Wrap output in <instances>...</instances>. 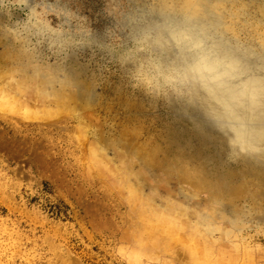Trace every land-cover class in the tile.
Returning a JSON list of instances; mask_svg holds the SVG:
<instances>
[{
	"label": "rangeland",
	"instance_id": "rangeland-1",
	"mask_svg": "<svg viewBox=\"0 0 264 264\" xmlns=\"http://www.w3.org/2000/svg\"><path fill=\"white\" fill-rule=\"evenodd\" d=\"M163 1L0 0V264H264V143H235L139 34ZM186 1L161 29L182 28ZM215 10L206 36L260 59L264 0ZM184 47L189 68L217 60Z\"/></svg>",
	"mask_w": 264,
	"mask_h": 264
},
{
	"label": "bare ground",
	"instance_id": "bare-ground-1",
	"mask_svg": "<svg viewBox=\"0 0 264 264\" xmlns=\"http://www.w3.org/2000/svg\"><path fill=\"white\" fill-rule=\"evenodd\" d=\"M221 1L222 0L186 1V5H184L185 19H178L172 22V27L178 28L183 25L182 28H179L176 32H168L165 29H161V25L159 26L157 24V20L165 19V14L167 13L168 2L164 0L159 10L153 11V15H156V19L152 18L154 23L147 25L141 33L139 31L137 32L143 36L145 34H151L154 47L161 51H165H162L163 59H172L173 63L176 64L170 72L171 77L190 82L197 89L200 98L205 102L207 109L214 114L213 116L222 119L223 122L227 123L234 131L235 143H241L248 147V143L241 142V137L239 136L243 135L248 142H253L255 145L249 147H257L259 142L264 143V95L257 96L255 93L256 95L254 96L256 99L253 100L246 94L248 97L243 98L241 104L237 106L230 103L232 100L228 102L219 96L217 97V95L224 94L225 91L223 88L224 85L226 86V82L234 83L235 86L239 84L246 85L249 89H254V86L259 84L261 86L259 89L264 93V55L261 57L259 56L260 59L257 60L256 57L252 58L254 55L249 52H243L239 47L234 45L231 40H226L224 33L211 32L210 35L206 36L209 30L214 31V28H218L221 24L220 17L222 16L217 15L215 10L216 4L218 5ZM190 26L192 28H189ZM217 44H220V46ZM187 45L197 49L196 52H199V54L204 52V47L202 49L203 45L205 47L212 46L209 49V53L217 58V60L211 61L206 56H203L205 55L203 54L200 64L189 68L192 63V58L190 59L189 56L182 57L181 54H179L180 50L184 51V49L181 48L184 46L187 47ZM175 47L178 49L173 51ZM191 50L185 48L184 52L187 53ZM228 58H232L234 61L231 64H224L223 60L227 61ZM231 61L232 60L228 62ZM227 68L230 72H232V70L237 71L231 74ZM211 86L213 88H211ZM228 86H230V84H228L227 87ZM212 89H214L216 93L213 92ZM250 92L253 91L251 90ZM213 96L216 97L214 98ZM227 96H229V94ZM252 101H254L255 104H252ZM231 105L235 106L234 110L239 114L237 121L242 122L244 128L247 130H244V128L236 129L237 126H234L235 122L233 121L236 118L233 120V115L224 110V108L229 110L228 107Z\"/></svg>",
	"mask_w": 264,
	"mask_h": 264
}]
</instances>
